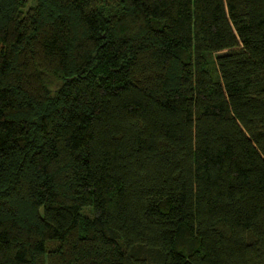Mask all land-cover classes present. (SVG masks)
Segmentation results:
<instances>
[{"label":"trees","instance_id":"obj_1","mask_svg":"<svg viewBox=\"0 0 264 264\" xmlns=\"http://www.w3.org/2000/svg\"><path fill=\"white\" fill-rule=\"evenodd\" d=\"M0 264H264V0H0Z\"/></svg>","mask_w":264,"mask_h":264},{"label":"rangeland","instance_id":"obj_2","mask_svg":"<svg viewBox=\"0 0 264 264\" xmlns=\"http://www.w3.org/2000/svg\"><path fill=\"white\" fill-rule=\"evenodd\" d=\"M83 215L87 216V217H92V215H93L92 210L90 208H85L83 210Z\"/></svg>","mask_w":264,"mask_h":264}]
</instances>
